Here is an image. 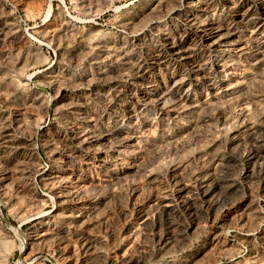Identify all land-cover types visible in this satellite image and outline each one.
Instances as JSON below:
<instances>
[{
	"label": "rangeland",
	"instance_id": "374dc122",
	"mask_svg": "<svg viewBox=\"0 0 264 264\" xmlns=\"http://www.w3.org/2000/svg\"><path fill=\"white\" fill-rule=\"evenodd\" d=\"M263 153L264 0H0V264H264Z\"/></svg>",
	"mask_w": 264,
	"mask_h": 264
},
{
	"label": "bare ground",
	"instance_id": "6f19581e",
	"mask_svg": "<svg viewBox=\"0 0 264 264\" xmlns=\"http://www.w3.org/2000/svg\"><path fill=\"white\" fill-rule=\"evenodd\" d=\"M151 12V11H150ZM159 21V20H158ZM254 134V133H253ZM264 154V153H263ZM260 155V154H259ZM191 189V188H190ZM210 192V191H209ZM169 201V200H168ZM164 204V205H163ZM163 207H165V208H168V209H171V207H172V205L169 203H167L166 201H164L163 202ZM160 206H161V204H160ZM164 211V210H163ZM172 212V211H171ZM45 239V238H44Z\"/></svg>",
	"mask_w": 264,
	"mask_h": 264
}]
</instances>
